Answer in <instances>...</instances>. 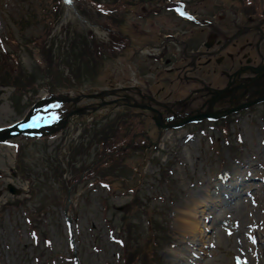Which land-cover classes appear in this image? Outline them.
I'll list each match as a JSON object with an SVG mask.
<instances>
[{"label":"rangeland","instance_id":"1","mask_svg":"<svg viewBox=\"0 0 264 264\" xmlns=\"http://www.w3.org/2000/svg\"><path fill=\"white\" fill-rule=\"evenodd\" d=\"M42 1L44 6L49 7L52 0L29 1V5H34L40 17H44V11L41 9ZM83 1L73 0L72 8H64V16L53 28L52 38L59 37V40L63 42L64 35L61 31L63 26H70V29H76L82 34L89 33L90 29H93L99 38H106L104 32L94 27L95 15L80 16L74 12L76 8H87L88 12L92 10L90 2L86 1V5H83ZM104 1L111 11L112 7L108 0ZM29 5L23 0H0V38L5 43V50L15 54L16 62L21 61L30 72H38L36 62H40L41 47L44 46L39 43L51 38L47 34L52 20L27 29L16 28L12 22L13 18H19L25 14V10L32 11L33 8H29ZM10 30L14 31L13 37L17 43L14 47L9 34ZM141 62L130 64L126 58L118 62L107 60L102 70L93 62H87L81 64L82 68L75 71L80 73L86 84L84 91L87 92L122 86L144 87L147 83H144L134 71L138 65L143 70ZM157 73L153 71V76L149 79L150 88L154 93L160 92L163 98L168 88L165 86L166 89L163 92L161 79L164 73ZM188 80H190L189 77L184 79L185 82H189ZM176 85L174 82L172 87L178 88L179 91L193 86L177 87ZM48 89H42L37 96L28 94L23 99L17 100L10 97L12 88H2L0 90V128L23 118L27 108L33 102L49 94ZM176 94V97H180V93ZM89 103L91 102L83 101L80 106ZM198 103L199 101L196 104ZM107 113L109 110H104L99 115ZM92 120L95 118L74 121V126H70L67 133L58 134L54 138L37 141L18 140L17 142L25 144L26 147L21 149L17 158L12 147L0 145V172L2 173L0 190L4 192L0 198V264H41L37 257L45 256V254L56 256L55 264H60L58 261L60 256L68 257L71 245L64 213L66 196H64L62 185L52 178L44 180V183L52 184L51 187L40 183L45 177H57L53 174L56 167L49 169V166L61 160L64 162L63 154L67 157L70 153L67 150L68 142L77 141L82 132L83 123ZM263 126L264 114L263 118H260L257 114L250 112L237 120L234 127L236 132H233L235 136L231 139L236 143L237 135H239L244 148L237 153L228 151L222 153V148L227 146L225 137L219 144V152L215 151L216 133L210 134L207 131V134L212 137L211 140L214 141L213 144L211 140L199 134H195L194 138L186 142L182 138L186 136V132L180 131L165 135L160 148L149 151L147 157L142 158L141 155H137L129 160V163L138 170L137 177L133 179L138 181L141 178L137 189H140L139 197L146 205L145 209L142 208V212L137 213L140 225L145 227L148 224V219L143 216V213H148L168 231L171 244L159 251V255L162 256L161 264H191L193 259L196 264H233L235 255L240 254L238 250L240 242L247 247L246 251L249 252L251 264L260 263L255 256L256 253L250 252L251 245L241 233L243 228L251 222L254 225L256 222L262 223L263 225H259V227L262 226L259 236L262 238L261 249L264 253V183L261 184L260 179L256 180L257 176H264V140L261 137L264 133ZM146 129L151 137H157V132L152 126ZM65 136L67 142L61 146L62 137L65 138ZM45 146L48 149H45ZM220 154L223 157L225 155L223 161L219 159ZM49 157L51 160L48 163ZM160 162L174 163L172 175L168 181L161 180L159 176ZM42 165L43 168L40 169ZM44 166L47 169H44ZM66 166L67 163L64 167ZM13 170L17 173V177H13ZM226 175L231 177L225 179ZM64 177L66 178L65 175ZM218 177L225 182H220ZM74 179L71 178V180ZM9 183L22 189L23 195L17 197L7 192L6 187ZM112 186L115 185L112 184ZM78 189L73 198L75 199L74 211L71 210L69 216L72 220L74 219L76 246L81 256L80 264H122L120 257L123 248L117 244L115 233L117 236L120 230L123 233L124 226L119 224L120 214L115 215L114 211L108 207H123L131 201L132 192H113L93 184L92 180L81 184ZM246 189L256 193L257 204L254 207L248 200ZM222 192L238 198L233 200L234 202L226 200ZM205 193L210 194L205 205L195 206L193 202L195 198L201 199ZM46 197L49 206L43 201ZM193 205L199 211L198 216L201 218L199 222L200 230L203 232L201 235L191 234L181 226V214L188 208L194 207ZM231 206L233 207L230 208ZM35 216L37 219L33 220L32 225L40 232V245L33 243L30 234L31 226L27 223V220ZM225 220L237 221L233 228V236L226 235L223 228ZM45 239H50L51 242L44 245ZM142 243H145V240H142ZM196 256L200 257L197 261ZM260 264H264V257Z\"/></svg>","mask_w":264,"mask_h":264},{"label":"flooded vegetation","instance_id":"2","mask_svg":"<svg viewBox=\"0 0 264 264\" xmlns=\"http://www.w3.org/2000/svg\"><path fill=\"white\" fill-rule=\"evenodd\" d=\"M232 6V9H226L219 21L209 9L207 17L191 23L187 45L188 48L195 49L194 53L198 55L193 57L192 65L212 67L210 74L202 71L204 81L211 80L213 76L222 77V89L229 90L230 86L238 83L233 88L234 99L250 98L264 90V41L259 39V34L247 37L249 30L239 33L241 29L249 26L245 24V15L239 11L242 4L232 3ZM176 33L181 35V30ZM209 37H212L211 43L207 42ZM247 79H250L248 83L243 82ZM253 81L258 83L253 84ZM217 83H220V80H217ZM204 87L215 90L212 83ZM239 88L244 91L236 94ZM227 94L220 98L221 101L227 100Z\"/></svg>","mask_w":264,"mask_h":264},{"label":"bare ground","instance_id":"3","mask_svg":"<svg viewBox=\"0 0 264 264\" xmlns=\"http://www.w3.org/2000/svg\"><path fill=\"white\" fill-rule=\"evenodd\" d=\"M195 200V206H199L200 204H204L206 202L205 198H202L201 200L196 198ZM200 219L201 218L198 216L197 209L195 207H190L181 217L182 228L191 234H201L202 232L199 227Z\"/></svg>","mask_w":264,"mask_h":264},{"label":"trees","instance_id":"4","mask_svg":"<svg viewBox=\"0 0 264 264\" xmlns=\"http://www.w3.org/2000/svg\"><path fill=\"white\" fill-rule=\"evenodd\" d=\"M71 51H72V53L77 52L75 47H72ZM74 55H75L76 59H78L81 56V54H79V55L74 54Z\"/></svg>","mask_w":264,"mask_h":264}]
</instances>
